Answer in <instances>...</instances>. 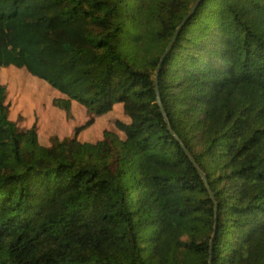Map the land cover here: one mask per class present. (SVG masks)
Instances as JSON below:
<instances>
[{"label": "trees", "instance_id": "1", "mask_svg": "<svg viewBox=\"0 0 264 264\" xmlns=\"http://www.w3.org/2000/svg\"><path fill=\"white\" fill-rule=\"evenodd\" d=\"M195 1L0 0V67L87 117L42 142L0 82V264H264V0H201L165 56L186 154L155 72Z\"/></svg>", "mask_w": 264, "mask_h": 264}, {"label": "rangeland", "instance_id": "2", "mask_svg": "<svg viewBox=\"0 0 264 264\" xmlns=\"http://www.w3.org/2000/svg\"><path fill=\"white\" fill-rule=\"evenodd\" d=\"M0 82L7 88L6 103L9 117L19 128L37 126L42 142H49L53 136L58 138L74 136L76 126L86 120V112L79 104H73L64 111L53 104L58 92L44 80L30 75L26 70L13 66L0 67ZM116 111L95 118L92 125L81 131L82 137L95 139L101 136L103 128H110L115 122Z\"/></svg>", "mask_w": 264, "mask_h": 264}, {"label": "water", "instance_id": "3", "mask_svg": "<svg viewBox=\"0 0 264 264\" xmlns=\"http://www.w3.org/2000/svg\"><path fill=\"white\" fill-rule=\"evenodd\" d=\"M200 1H201V0H196V1H195V3L193 4V6H192L191 9H190V12L186 15V17H185L183 23H181V24L176 28L174 34L172 35L170 41L168 42L167 46L165 47L164 51L162 52V54H161V56H160V58H159V61H158L157 67H156V72H155V93H156V102H157V104H158V106H159V108H160V111H161V113H162V115H163L165 121H166L167 124H168V128H169L170 132L172 133V135H173V136H174L179 142H180L179 138L176 136V134L174 133V131L171 129V127H170V125H169L168 118H167V116H166V113H165V111H164V108H163L162 103H161L160 98H159V93H158V75H159V71H160V68H161L162 62H163L165 56L167 55V53L169 52V50L171 49V47H172V45H173V43H174V41H175V39H176V37H177V34H178V32H179L181 26L184 24L185 20L190 16V14L195 10L196 6L198 5V3H199ZM180 143H181L183 149L185 150L186 154H189L188 151L186 150L185 146L182 144V142H180ZM190 160H191L192 163L195 165V167H196L198 173L201 175L202 179H203L204 181H206V180H205V177H204V175H203V173H202V171L199 169V167L197 166V164H196V162L194 161V159H193L192 157H190ZM211 196H212V195H211ZM215 217H216V216H215ZM215 219H216V218H215ZM216 230H217V229H216V224H215V225H214V230H213V235H212V238H211L210 243H209V249L212 248L213 238H214V235H215V233H216Z\"/></svg>", "mask_w": 264, "mask_h": 264}]
</instances>
